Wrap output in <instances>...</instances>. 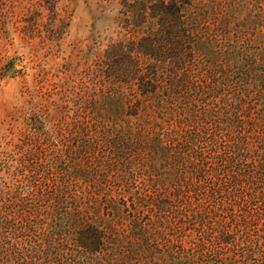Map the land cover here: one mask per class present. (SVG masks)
Masks as SVG:
<instances>
[{
	"label": "trees",
	"instance_id": "obj_1",
	"mask_svg": "<svg viewBox=\"0 0 264 264\" xmlns=\"http://www.w3.org/2000/svg\"><path fill=\"white\" fill-rule=\"evenodd\" d=\"M101 6L0 152V264H264V0Z\"/></svg>",
	"mask_w": 264,
	"mask_h": 264
},
{
	"label": "rangeland",
	"instance_id": "obj_2",
	"mask_svg": "<svg viewBox=\"0 0 264 264\" xmlns=\"http://www.w3.org/2000/svg\"><path fill=\"white\" fill-rule=\"evenodd\" d=\"M0 8L3 152L5 143L16 141L24 131L21 115L26 120L40 94L51 90L53 99L58 100L64 85H78L85 67L83 56L99 43L106 45L117 37L119 27L116 6L103 8L101 0H0ZM54 20L61 30L52 26Z\"/></svg>",
	"mask_w": 264,
	"mask_h": 264
}]
</instances>
